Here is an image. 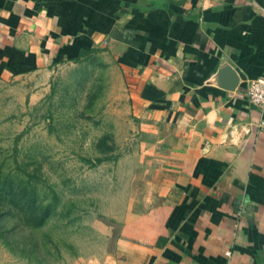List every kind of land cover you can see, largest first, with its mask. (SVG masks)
<instances>
[{
    "label": "crops",
    "instance_id": "0c3cea01",
    "mask_svg": "<svg viewBox=\"0 0 264 264\" xmlns=\"http://www.w3.org/2000/svg\"><path fill=\"white\" fill-rule=\"evenodd\" d=\"M93 49L124 75L145 178L75 264H264V108L246 95L264 79V0H0L1 79Z\"/></svg>",
    "mask_w": 264,
    "mask_h": 264
},
{
    "label": "rangeland",
    "instance_id": "374dc122",
    "mask_svg": "<svg viewBox=\"0 0 264 264\" xmlns=\"http://www.w3.org/2000/svg\"><path fill=\"white\" fill-rule=\"evenodd\" d=\"M144 178L129 90L104 51L0 78V264L98 256L93 222L118 229Z\"/></svg>",
    "mask_w": 264,
    "mask_h": 264
},
{
    "label": "built area",
    "instance_id": "2783aa9c",
    "mask_svg": "<svg viewBox=\"0 0 264 264\" xmlns=\"http://www.w3.org/2000/svg\"><path fill=\"white\" fill-rule=\"evenodd\" d=\"M246 95L249 103L253 106L259 107L261 109L264 108V79L256 78L248 81L246 86ZM263 122H259V126L262 125ZM228 255V251L224 252Z\"/></svg>",
    "mask_w": 264,
    "mask_h": 264
},
{
    "label": "water",
    "instance_id": "95a60500",
    "mask_svg": "<svg viewBox=\"0 0 264 264\" xmlns=\"http://www.w3.org/2000/svg\"><path fill=\"white\" fill-rule=\"evenodd\" d=\"M217 78L220 86L226 90H232L237 81L236 75L229 67H222L219 69Z\"/></svg>",
    "mask_w": 264,
    "mask_h": 264
},
{
    "label": "trees",
    "instance_id": "16d2710c",
    "mask_svg": "<svg viewBox=\"0 0 264 264\" xmlns=\"http://www.w3.org/2000/svg\"><path fill=\"white\" fill-rule=\"evenodd\" d=\"M88 51H90V50H88ZM88 51H80L79 55H81V54H85V53L88 52Z\"/></svg>",
    "mask_w": 264,
    "mask_h": 264
}]
</instances>
